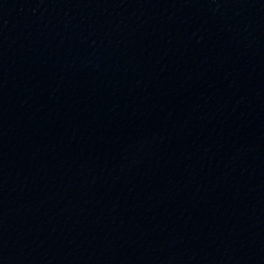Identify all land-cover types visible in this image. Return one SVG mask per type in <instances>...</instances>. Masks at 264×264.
<instances>
[{"label": "water", "instance_id": "1", "mask_svg": "<svg viewBox=\"0 0 264 264\" xmlns=\"http://www.w3.org/2000/svg\"><path fill=\"white\" fill-rule=\"evenodd\" d=\"M0 264H264V0H0Z\"/></svg>", "mask_w": 264, "mask_h": 264}]
</instances>
